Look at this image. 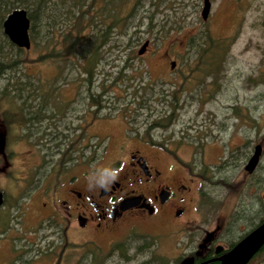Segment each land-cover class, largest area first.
Listing matches in <instances>:
<instances>
[{
	"label": "rangeland",
	"instance_id": "1",
	"mask_svg": "<svg viewBox=\"0 0 264 264\" xmlns=\"http://www.w3.org/2000/svg\"><path fill=\"white\" fill-rule=\"evenodd\" d=\"M161 1L122 0L117 10L110 9V2L109 10H104L106 20H103L96 10L103 7V3L96 0L91 11L96 10L100 18L89 11L80 28L74 30L84 39L92 32H103L104 27L108 24L110 27L114 21L120 24L108 32L111 41L102 47L94 82L89 85L90 94L102 90L100 98L104 104L97 112L95 137L90 141H94L96 155L100 157L103 153L104 158L116 154L117 149L145 152L159 149L172 163L192 170L195 174L191 173V177L206 195L201 193L190 208L187 223L161 224L155 218L131 216L109 243L108 240L90 243L79 239L77 251H63L61 264L74 263L72 252L77 264L100 261L102 264H183L191 255L202 254L199 245L209 236L214 238L212 243L215 244L237 242L239 236L253 228L252 223L264 219L260 199L264 184V0H209L204 20L200 16L203 0ZM12 2L14 0H0V99H8L27 117L33 115L31 118L38 125L31 131L28 123H24L22 129L39 144L33 146L28 140L15 136L8 138L6 149H42V116L45 114L42 109L57 106L62 109L63 119L73 120V124L77 115L81 116L77 98L82 97L80 93H84L87 84L76 63L85 67L84 60L75 57L39 59L40 48L32 46L22 51L15 46L2 28ZM35 2L19 0V8L28 14ZM86 6L87 1L83 9ZM90 17L94 22L90 23ZM60 20L61 17L55 16V23L48 28L42 26L41 21L35 29L41 46L44 35L49 40L47 53L52 51V45L57 46L61 41L60 31L64 25H59ZM145 40L147 45L138 55L137 50ZM211 41L222 54L216 66L207 65L211 54L203 51ZM198 44L202 45L198 48ZM127 56L130 57L128 65L122 70ZM170 60L174 61L171 68ZM118 70L119 77L113 82ZM144 83L152 87L149 98L152 110L123 112L130 87ZM160 91L178 101L172 105L155 101ZM188 96L192 98L190 103ZM133 107L129 104L127 111ZM146 112L150 113L147 118ZM169 113H173L172 122L168 125L161 122V126L160 115ZM102 115L106 118L102 119ZM152 121L159 123L158 127L147 129ZM59 132L62 135L57 141L63 146L73 134ZM256 143L262 145L260 166L253 175L247 176L243 169L244 156ZM103 164L104 161H96V167ZM204 166L209 168L206 175L210 183L196 175ZM20 169L16 164L14 169L0 172V191L6 202L15 189L13 178ZM219 177L235 184L234 188H224L217 180ZM201 197L204 200L199 201ZM2 213L3 208H0L2 226L18 227L15 218L9 220V216ZM31 220L25 215L19 225L30 224ZM115 244H121L122 249L123 244H129L132 248L128 249V254L133 255L132 258L121 259L118 250H111ZM136 246H144L145 250L134 255ZM90 254L94 259L88 263ZM44 259L42 264H51L47 257ZM249 264H264V249Z\"/></svg>",
	"mask_w": 264,
	"mask_h": 264
},
{
	"label": "flooded vegetation",
	"instance_id": "2",
	"mask_svg": "<svg viewBox=\"0 0 264 264\" xmlns=\"http://www.w3.org/2000/svg\"><path fill=\"white\" fill-rule=\"evenodd\" d=\"M89 85L83 94L80 93L82 97L77 98L81 116L77 115L75 124L73 120L63 119L62 109L57 106L42 109L45 112L42 116V149H6L8 138L15 136L28 140L33 146L38 145L22 129L24 123H28L31 131L38 124L31 118L33 115L27 117L11 101L0 99V172L14 169L16 164L21 167L13 178L15 189L7 202L0 191L2 215L9 216V220L15 218L18 224V227L9 224L8 227L2 226L0 221V264H42L46 260L44 257L51 260V264H61L63 251H77L79 239L90 243L108 240L109 243L112 235L131 216L148 220L155 218L161 224L187 223L190 208L203 193L197 186V180L191 177L194 172L172 163L159 149H146L148 152L117 149L116 154L104 158L102 153L98 157L94 141H90L95 137L96 107L89 97ZM158 95L154 100L166 105L178 101L177 98H167L169 93L165 91ZM191 99L188 96V103ZM60 130L73 134L63 146L57 141L62 135ZM256 144L260 145V154L253 170L247 172L244 166ZM256 144L244 156L243 169L247 176L253 175L260 166L262 145ZM97 160L104 161V164L96 167ZM219 167L222 168L221 164ZM103 168L115 169L117 179L107 188L89 190L88 175ZM207 169L204 166L203 177L210 180L206 175ZM217 180L220 183L225 181L222 177ZM126 198L129 201L123 204L129 206L120 208L121 201ZM260 199L264 209L262 196ZM25 215L32 219L30 224L19 225ZM213 240L209 236L205 243L199 245L202 254L191 255V264L217 262L216 258L231 247L229 244L212 243ZM216 246L222 247L218 253L214 252ZM72 256L73 264H77L75 253L72 252Z\"/></svg>",
	"mask_w": 264,
	"mask_h": 264
},
{
	"label": "trees",
	"instance_id": "3",
	"mask_svg": "<svg viewBox=\"0 0 264 264\" xmlns=\"http://www.w3.org/2000/svg\"><path fill=\"white\" fill-rule=\"evenodd\" d=\"M87 1V6L83 9V7L85 6ZM96 0H36L35 2V6L32 9V11L28 12L27 17L29 19V27H28V37L30 40V47L34 46L36 47V49L39 50V55L38 58L42 59V58H47V59H60L62 60L64 57V59L68 58H72L75 57V59L77 60H84V66L82 67V65L80 63H76V66L80 67L81 69L78 70L79 74H84L85 78L84 81L86 82L87 86L89 84H92L94 82L93 76L95 74V70L98 66V63L100 61V58L102 56V47H106L107 44L111 41L108 40V32L115 28V27H119L120 24L116 23L115 21L110 23L111 26L104 27L103 32H96L93 33L91 35H88L86 38L84 39H80L77 36V31L76 29H79L80 26L83 23V20L86 19L87 17V12H91V8L93 7L92 5H94V2ZM99 0H97L98 2ZM103 3V7L96 9L98 11H100L99 14H101V17L103 18V20H106V17L104 16V10L108 9L109 10V6H110V2H111V8L110 9H114L117 10L118 5L120 4V2L122 0H100ZM145 1V0H144ZM96 2V3H97ZM161 2H164V0H162ZM150 5H154L153 3L149 2ZM108 6V8L106 7ZM9 11L15 8H19V0H14V2L10 3L9 6ZM157 7V6H155ZM94 11L95 13V17L98 16L100 18V15L96 14L97 11ZM93 13V14H94ZM61 17V20L59 21V25L63 24L64 28L61 29V41L59 42V44L57 46L52 45V51L49 53H47L46 50V44L49 43V40L46 39V36L44 35V37L42 38V46L40 45L41 40L39 38H36V35L38 36L39 34L36 33L37 27H39V23L42 21V26H44L45 28L50 27L51 25H53L55 23L54 19ZM91 18V17H90ZM151 19L149 20V27L152 26L151 24ZM68 24H65V23ZM94 22L93 19L91 18L90 23ZM68 25V26H66ZM122 25V24H121ZM48 38V37H47ZM218 43V42H217ZM216 43V44H217ZM202 44H198L196 46H199ZM209 46H207L206 48L203 49V51L205 50L206 53L211 54V57H208L209 60L206 61L207 65H213L216 66L217 62H219V60H221L222 58V54L219 53L220 50H218L219 48L214 46V42L211 41L209 44H207ZM195 46V47H196ZM29 47V48H30ZM202 48V47H201ZM202 49H200L201 51ZM23 51V49H22ZM41 51L43 53H41ZM224 51V50H223ZM130 57L127 56L124 59L123 62V66H122V70H124L125 66L128 65L126 63H128V59ZM127 59V60H126ZM126 64V65H125ZM188 65V63H186ZM198 64V63H197ZM198 68V67H196ZM119 72L120 70L117 71L116 75L113 77V82H115V80L117 81L118 77H119ZM82 83H84L83 81H81ZM140 83V82H138ZM104 84L101 83V88ZM147 83H144V85H136V86H131L129 91H128V96L131 100L127 101V103H125V108H123L125 111V113L127 114H132L136 113V111L138 110H152L151 107V101H150V94H152V87H147L146 86ZM95 98H94V97ZM102 96V90L97 92V93H93V94H89V97L92 99V101L95 104V117L97 118L98 114L97 112H99V109H103L104 108V104H102L101 102L103 101V99H101L100 97ZM129 104H133V110L131 109L130 111H127L129 108ZM173 103H171L170 105H172ZM150 113L146 112V118L149 116ZM173 113H169V114H161L160 115V125L162 126V124H166L168 125L170 122H172V117ZM172 117V118H171ZM154 120V119H152ZM163 122V123H161ZM159 123H154V121L151 122V124L149 125V127L147 129H149L150 127H158ZM199 173L200 178L205 179L206 182L210 183V180L207 179L206 177H203V173L202 171H197ZM222 185H224V188H229V190H232L234 188L233 183H228L225 181L221 182ZM209 197V196H208ZM263 219H260L258 222H260ZM256 224L252 223L251 224V228L254 227ZM248 232V231H247ZM246 232V233H247ZM244 235V234H243ZM243 235L239 236V238H241ZM238 238V239H239ZM236 241V240H235ZM234 242L229 243V246H232ZM124 249H122L121 244H115L112 246V249L118 250V256L123 259V260H129L132 258L133 255H129L128 254V249L132 248L131 246H129V244L125 245L123 244ZM144 246H136L134 249V255H136L137 253L143 252L145 249ZM264 249V244L262 245V247L253 255V257L248 261L247 264H249L253 258H255L257 256V254L261 253V251ZM93 253V252H91ZM93 256V257H92ZM92 257V259H91ZM87 262L90 263L93 259H94V255L90 254L87 255ZM98 264H102V262H98ZM207 264H217V262H211V263H207Z\"/></svg>",
	"mask_w": 264,
	"mask_h": 264
},
{
	"label": "water",
	"instance_id": "4",
	"mask_svg": "<svg viewBox=\"0 0 264 264\" xmlns=\"http://www.w3.org/2000/svg\"><path fill=\"white\" fill-rule=\"evenodd\" d=\"M209 1L203 0L200 16L205 19L209 11ZM29 19L27 13L22 8H15L8 12L2 21L3 32L7 38L17 47L22 49H28L30 45L28 37ZM147 45V41H143L137 50V54L140 55L144 51ZM174 62H170V68L173 67ZM1 146V141H0ZM260 145L254 146L253 152L247 160L244 169L247 172H251L255 167L258 156L260 154ZM262 199L264 200V189L262 191ZM1 200V197H0ZM128 198L123 199L120 203V208H126L129 205L123 203L128 202ZM264 244V219L258 223L255 227L250 229L243 237H241L236 243L229 247L224 253L216 258L218 264H247L253 255ZM222 250V247L216 246L214 252L218 253ZM192 259L188 258L183 261V264H191Z\"/></svg>",
	"mask_w": 264,
	"mask_h": 264
},
{
	"label": "clouds",
	"instance_id": "5",
	"mask_svg": "<svg viewBox=\"0 0 264 264\" xmlns=\"http://www.w3.org/2000/svg\"><path fill=\"white\" fill-rule=\"evenodd\" d=\"M117 179V171L111 168L97 169L87 177L89 190L107 188Z\"/></svg>",
	"mask_w": 264,
	"mask_h": 264
}]
</instances>
